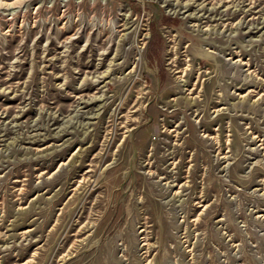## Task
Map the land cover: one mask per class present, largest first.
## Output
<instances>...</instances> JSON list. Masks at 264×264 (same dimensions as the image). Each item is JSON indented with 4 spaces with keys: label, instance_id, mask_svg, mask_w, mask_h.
I'll list each match as a JSON object with an SVG mask.
<instances>
[{
    "label": "rangeland",
    "instance_id": "374dc122",
    "mask_svg": "<svg viewBox=\"0 0 264 264\" xmlns=\"http://www.w3.org/2000/svg\"><path fill=\"white\" fill-rule=\"evenodd\" d=\"M0 264H264V0H0Z\"/></svg>",
    "mask_w": 264,
    "mask_h": 264
}]
</instances>
